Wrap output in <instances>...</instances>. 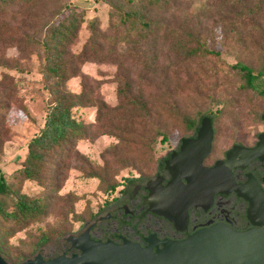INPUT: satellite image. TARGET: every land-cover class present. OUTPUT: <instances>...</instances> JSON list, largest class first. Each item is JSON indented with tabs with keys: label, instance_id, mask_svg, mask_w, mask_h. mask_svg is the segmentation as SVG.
I'll return each mask as SVG.
<instances>
[{
	"label": "trees",
	"instance_id": "obj_1",
	"mask_svg": "<svg viewBox=\"0 0 264 264\" xmlns=\"http://www.w3.org/2000/svg\"><path fill=\"white\" fill-rule=\"evenodd\" d=\"M46 2L48 0H0V37L8 36L21 51L33 48L43 56L40 73L50 94L44 123L29 137L26 154L13 173L15 182L11 183L4 174L0 175V246L8 237L30 223L43 219L50 211L53 196L60 188L56 184L61 178L60 168L70 158L82 159L87 166H83L87 176L107 183L105 190H115L118 182L107 177L117 168H113L109 158L103 164L94 165L80 150V140L95 139L102 134L116 136L118 141L106 147L104 152L105 155L113 154L117 161L123 159L121 152L133 144L140 143L146 150L152 149L159 136L161 141H166L169 135L159 117L162 115L159 108L169 115L180 117L186 128L194 133L203 116L210 115L215 129L214 137L217 133V110H200L198 114L191 115L176 100L170 101L172 94L178 90L169 84L162 91L164 101L160 107L156 105L154 93L146 91L143 84H133L129 74L125 84L118 87L117 104H110L87 84H81L79 91L71 89L68 84L74 76H85L82 64L87 60L117 61L119 66L125 67L124 63L129 58L142 61L147 68L140 74L141 79H146L149 73L148 78L153 81L158 70V51H163L159 48L160 39L169 45L171 51L178 52V63L182 64L179 66H185L196 58L219 55L218 50L202 39L207 23L185 18L179 29L168 30L165 20L153 11L156 8L167 9L170 0H128L127 3L115 5L112 1L115 8L111 10L108 26L102 28L99 19L92 18L88 22L90 35L79 51H73L70 45L87 20L85 10L65 5L47 7ZM17 5L22 6L19 13L13 10ZM208 5L210 9L198 17L209 18L217 13L222 19H230V31L236 29V22L243 24L244 21H251L253 31L259 36L258 47L264 54V0H213ZM10 13L12 18L7 19ZM122 42L127 44L125 49L118 48ZM149 50L152 54L148 53ZM262 59L263 65L259 69L246 59L232 64L241 73L243 82L240 87L243 90L259 87V78L264 74V55ZM4 72L0 79V122L14 96V88L10 84L11 73L9 70ZM165 74H168L167 70ZM259 91L264 95V87ZM92 105L97 107L93 121H86L74 113L75 108ZM4 130V125L0 123V149L4 142ZM138 178L127 177L122 191L129 190V184ZM27 180L36 181L48 191L36 195L22 190ZM6 196L12 197L11 208L5 205L3 198ZM119 196L109 201L113 202ZM39 239L38 247L50 246L61 240L52 239L47 230L41 232Z\"/></svg>",
	"mask_w": 264,
	"mask_h": 264
},
{
	"label": "rangeland",
	"instance_id": "obj_2",
	"mask_svg": "<svg viewBox=\"0 0 264 264\" xmlns=\"http://www.w3.org/2000/svg\"><path fill=\"white\" fill-rule=\"evenodd\" d=\"M112 1L114 5L128 2V0H48L46 4L47 7L65 5L85 10L87 20L70 45L73 51H79L90 35L88 22L92 18L97 17L102 28L108 26L111 10L115 8ZM209 1L213 2L170 0L167 9L156 8L153 12L165 20L168 30L179 29L186 19L195 20L194 22L204 21L207 26L205 25L202 39L207 45L218 50L219 55L196 58L187 62L185 66H179L182 64L178 63V52L171 51L169 45L160 39L159 48L163 51H158L159 56L156 58L158 70L153 81L148 78L149 73L146 79L140 78V74L147 69L142 61L129 58L123 67L119 66L117 61L87 60L82 64L85 76L80 74L72 77L68 81L70 88L79 91L81 84H87L95 88L96 93L110 104H117L118 87L125 84V78L129 74L134 81L133 84H143L146 91L151 90L154 93L156 105L159 107L164 101L162 91L169 84L178 90L172 94L170 101L176 100L191 115L198 114L200 110L210 109L215 112L217 110V133L212 151L207 158L208 163L223 157L225 151L235 142L254 143L258 133L264 130V119L260 116L264 112V95L259 91L264 87V74L259 78L260 84L257 89L245 91L240 87L243 82L241 73L232 64L239 59H246L250 60L255 68L262 67L264 54L257 44L259 36L253 31L251 21H244L243 24L236 22V29L230 31V19H222L217 13L209 18L198 17L210 9ZM21 9L22 6L19 5L13 8L16 13ZM11 18L12 13L7 16V19ZM262 25L264 27V19ZM126 47L127 44L123 42L118 45L119 49ZM148 53L152 54V51L149 50ZM42 60L43 56L36 49L28 48L21 51L14 40L8 36L0 37V79L4 71L9 70L10 84L14 88V96L0 122L5 129L4 142L0 149V175L4 174L11 183L15 182L13 173L26 154L29 137L43 125L49 109L50 94L40 73ZM96 109L95 105L86 106L75 108L74 113L86 121H93ZM159 112L162 114L159 117L168 129V139L161 141L159 136L152 149L148 150L140 143L133 144L128 150L121 152L123 157L121 161H117L113 154L105 155L104 152L106 147L118 141L116 136L102 134L95 139L80 140L78 143L80 150L94 165L103 164L106 158L112 161L113 168L115 170L117 168V171L107 178L108 180L114 178L118 182L117 187L112 191L105 190L107 183L85 174L83 166H87L82 163V159H68L60 168L61 178L56 182L60 188L53 196L50 211L43 219L30 223L6 239L2 246L8 250V254L14 257L30 254L38 248L43 230H47L52 239L61 238L50 246H61L62 236L82 229L97 212L104 211L111 204L114 196L121 195L127 177L145 178L155 174L163 158L178 146L181 138L194 134V131L186 128L180 117L169 115L161 108ZM22 190L36 195L48 191L34 180L25 181ZM3 199L5 205L11 208L12 197L6 196ZM114 228L115 224L107 227L109 231H113ZM51 252L52 249L47 250V253Z\"/></svg>",
	"mask_w": 264,
	"mask_h": 264
},
{
	"label": "water",
	"instance_id": "obj_3",
	"mask_svg": "<svg viewBox=\"0 0 264 264\" xmlns=\"http://www.w3.org/2000/svg\"><path fill=\"white\" fill-rule=\"evenodd\" d=\"M264 119V112L262 113ZM215 129L212 117L203 116L196 136H184L180 149L165 160L172 178L163 183V176L150 179L145 187V202L153 213L169 219L179 231H185L189 210L208 209L216 193L236 192L249 202L248 218L253 226L238 230L217 222L201 227L184 238L147 237L148 244L124 238L95 239L89 225L80 234L65 238L80 252L69 257L61 254L44 259L41 254L26 264H264V189L250 172L246 182L239 183L235 168H245L254 159L264 161V130L255 145L235 143L212 165L204 163L211 153ZM0 264L8 263L0 254Z\"/></svg>",
	"mask_w": 264,
	"mask_h": 264
},
{
	"label": "flooded vegetation",
	"instance_id": "obj_4",
	"mask_svg": "<svg viewBox=\"0 0 264 264\" xmlns=\"http://www.w3.org/2000/svg\"><path fill=\"white\" fill-rule=\"evenodd\" d=\"M188 136H196V133ZM257 140L258 136L256 141L252 144H246L240 141L235 143L255 145ZM180 145L181 140L178 146L170 150L163 158L155 174L145 178H138L133 183H130L129 190L123 191L118 199L111 202L104 211L97 212L82 229L71 233L80 234L89 225H92L90 233L95 239H112L116 242H121L124 238H128L140 242L142 245H147V237L152 234H157L161 239L184 238L201 227L209 226L217 222L227 223L238 230L247 229L253 226L247 214L249 202L244 197L239 196L236 192L216 193L213 203L208 209H204L203 207L191 208L189 210L188 226L185 231L177 230L169 219L153 213L148 209L149 205L145 202V197L149 191L145 185L150 179H156L158 176L164 177V184L172 178V174L165 167V160L171 156L174 150L178 151ZM233 145L229 147L225 151L224 156L220 158H225L226 152L232 148ZM208 156L204 160V163L207 165H212L217 159H220L217 158L213 163H208ZM234 172L237 182L239 183L246 182L249 178L248 174L252 172L259 180L261 187L264 189L263 160L254 159L247 167L235 168ZM105 221L106 223H103ZM111 224H115L113 231L107 229ZM97 231H100L101 233L96 234ZM67 235L63 236V244L61 246H39L30 254L22 255L21 257L10 256L8 250L3 246H0V254L11 264H26L27 260L35 258L37 254H41L44 259L54 258L61 254L71 257L80 252V249L72 246L71 242L66 240L65 237ZM48 249H52L53 252L47 253Z\"/></svg>",
	"mask_w": 264,
	"mask_h": 264
}]
</instances>
